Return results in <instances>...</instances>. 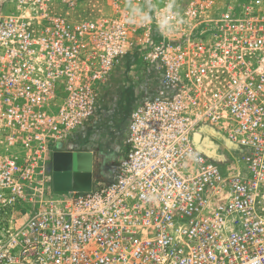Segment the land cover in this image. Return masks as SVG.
I'll return each instance as SVG.
<instances>
[{"label": "built area", "instance_id": "built-area-1", "mask_svg": "<svg viewBox=\"0 0 264 264\" xmlns=\"http://www.w3.org/2000/svg\"><path fill=\"white\" fill-rule=\"evenodd\" d=\"M109 1L0 0V264H264V0ZM125 73L112 178L56 191Z\"/></svg>", "mask_w": 264, "mask_h": 264}, {"label": "rangeland", "instance_id": "rangeland-1", "mask_svg": "<svg viewBox=\"0 0 264 264\" xmlns=\"http://www.w3.org/2000/svg\"><path fill=\"white\" fill-rule=\"evenodd\" d=\"M110 1L109 0H83V2L79 5V7L74 11V15L76 17H88L90 15L99 13L100 11L106 9L109 7ZM137 70V67H136ZM136 72V71H135ZM147 75H145L143 78L141 75L137 76L134 73L132 74H124L123 75V82L127 85L125 86V90L123 91V94L121 91H119L118 95H115V99H113L109 105V101L104 100L105 107L103 112H130L131 108L135 105V100L137 97V91L138 89H132L131 87H137L139 85V88L141 86L144 87L145 83L147 82ZM139 78V81L141 82L138 84L137 79ZM127 87V88H126ZM117 93V92H116ZM132 105V106H131ZM131 107V108H130ZM130 108V110H129ZM116 117V116H115ZM126 117H123L121 115L120 118H117V120H121L120 125H124L126 121ZM102 124L101 122H99ZM98 128L91 129L90 133L86 136H91L94 138L93 141H95V145L90 144L94 150V170H93V179L96 182L99 179L106 178L107 174V168L109 167V163H111V158H113V149L116 146H119L121 143V136L123 133V130L118 129L114 132H111L108 128H104L100 131H97ZM113 131V130H112ZM81 139L79 136L77 138L73 139V143H81ZM88 138H85V141H87ZM92 141V140H90ZM89 142V141H88ZM227 139H223L222 149L223 151L228 155V161L226 163L220 164V168L225 172L226 168L229 166L230 160L232 159L233 153H235L236 156L241 157L242 153L239 150H236L233 153H229V151L225 148V143H227ZM94 146V147H93ZM235 147L231 145V151ZM214 157L219 158L220 156L218 153L213 154Z\"/></svg>", "mask_w": 264, "mask_h": 264}, {"label": "water", "instance_id": "water-1", "mask_svg": "<svg viewBox=\"0 0 264 264\" xmlns=\"http://www.w3.org/2000/svg\"><path fill=\"white\" fill-rule=\"evenodd\" d=\"M197 147L214 158L212 143L200 132L194 135ZM62 148V143H59ZM94 153L91 150H57L53 154V186L56 191H89L93 186Z\"/></svg>", "mask_w": 264, "mask_h": 264}, {"label": "crops", "instance_id": "crops-1", "mask_svg": "<svg viewBox=\"0 0 264 264\" xmlns=\"http://www.w3.org/2000/svg\"><path fill=\"white\" fill-rule=\"evenodd\" d=\"M126 85L127 84L124 83L123 80H120L118 83H113L111 85L110 93L108 94V98L106 99L107 101H109V105H110L111 101L113 99H115V95L116 94L118 95L119 91H121V93L123 94V91L125 90V86ZM104 107H105V105H104ZM130 108H129V110H130ZM129 114H130L129 111L128 112H98V115L94 118V120L92 122V125L89 127V130H88V133L87 134H89L90 131H91V129H93V128H98L97 131H100L101 128L104 129L106 127L109 130L112 129L113 131L110 130L111 132H114V131H116L118 129L123 130V133H122V136H121V143H120V145L119 146H116L113 149V158H111V163H109V167L107 168V170L109 171V176H107L106 178H104L105 180H109L113 176L112 165L114 163V160L116 159V156H115L116 155V152H118L119 150H121L122 140L125 138V135H126L127 120L129 118ZM121 115L123 117H126L127 118L123 126L120 125V122L119 121H121V120H117V118H120ZM99 122H101L102 124H100ZM86 138H88V140L85 141V143H86L85 148L87 150H91V151L94 152L92 146H90V144H93L94 146H96L94 144L95 141H93L94 138H92V135L90 137L89 136H86ZM90 140H92V141H90ZM218 155H219V152H218Z\"/></svg>", "mask_w": 264, "mask_h": 264}, {"label": "flooded vegetation", "instance_id": "flooded-vegetation-1", "mask_svg": "<svg viewBox=\"0 0 264 264\" xmlns=\"http://www.w3.org/2000/svg\"><path fill=\"white\" fill-rule=\"evenodd\" d=\"M116 155H117V154H116ZM116 155H115V156H116ZM106 174H107V176H109V171H108V170H107ZM107 176H106V177H107Z\"/></svg>", "mask_w": 264, "mask_h": 264}]
</instances>
